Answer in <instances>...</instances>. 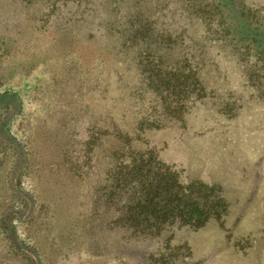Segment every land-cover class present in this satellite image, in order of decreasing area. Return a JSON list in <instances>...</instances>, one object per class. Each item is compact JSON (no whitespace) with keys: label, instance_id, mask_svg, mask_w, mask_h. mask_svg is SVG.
<instances>
[{"label":"rangeland","instance_id":"rangeland-1","mask_svg":"<svg viewBox=\"0 0 264 264\" xmlns=\"http://www.w3.org/2000/svg\"><path fill=\"white\" fill-rule=\"evenodd\" d=\"M6 94L0 264H264V0H0Z\"/></svg>","mask_w":264,"mask_h":264},{"label":"trees","instance_id":"trees-1","mask_svg":"<svg viewBox=\"0 0 264 264\" xmlns=\"http://www.w3.org/2000/svg\"><path fill=\"white\" fill-rule=\"evenodd\" d=\"M76 1H81V0H76ZM116 25H109L108 31H110L111 36H116V37H123V47L126 45V43H129L128 35L122 33L121 31L118 30L115 27ZM121 33V34H120ZM132 47H129V49ZM148 51L151 50L150 47H147ZM164 54L161 52H157V58L162 59ZM147 61L144 62V67H146ZM18 102H16V97L11 96V95H2L0 96V112L3 109H8L9 107L14 108V106H17ZM8 117H0V145L5 144L6 141L9 139V143L15 146L18 149V146L13 143V141L9 138V135L7 133V124H8ZM9 145V144H8ZM131 174V173H130ZM126 178V181H133V182H142V177L140 176L139 172L136 174L133 173ZM162 195V193L160 194ZM189 205L187 204V202ZM201 201L198 200V198L191 199L190 198H183L181 200L175 199L174 203L175 206L172 207L170 205V201L168 199H162L160 200L155 206L152 205V200L148 199V195H141L139 199V204L142 205V207H145L144 210H141L140 213L137 215L133 216L131 219L126 220V216L123 215L122 218H120V221L123 222L125 221L124 225H128L127 222L129 223L128 227L134 229L135 231L141 232L138 233L140 235H143L144 238H147L150 235H159L162 233L163 229L166 226L169 225H174L177 222H181V224H184L185 222H188L187 225L190 224V221L194 222V226L197 229L203 228L205 226V223L207 222V214H201L198 210L197 207L193 206L194 204H198ZM173 203V202H171ZM130 206V205H129ZM128 206V207H129ZM223 208V206H222ZM187 209V211H186ZM225 209V208H223ZM229 208H226V212L228 211ZM184 212L185 217L182 218V222L179 219V213ZM179 219V221H177ZM177 221V222H176ZM192 225V227H193ZM139 242V240H137ZM171 245V244H170ZM174 249H179L181 248L180 246H172ZM180 250V249H179ZM20 253L23 255L27 256L30 261H32L33 264H38L35 257L30 254L28 250L25 249H20ZM154 258V256H152ZM156 257V256H155ZM169 256L165 255V253L160 254V256L154 258L156 263L159 264H165L168 263Z\"/></svg>","mask_w":264,"mask_h":264}]
</instances>
